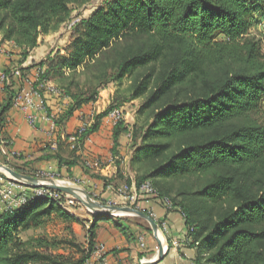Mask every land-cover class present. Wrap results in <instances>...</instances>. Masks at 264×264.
<instances>
[{
	"label": "trees",
	"instance_id": "1",
	"mask_svg": "<svg viewBox=\"0 0 264 264\" xmlns=\"http://www.w3.org/2000/svg\"><path fill=\"white\" fill-rule=\"evenodd\" d=\"M91 1L0 0L1 42L14 43L25 61L41 36L71 18L73 6ZM263 12L264 0H115L79 22L67 55L58 52L45 62V79L71 100L67 118L97 102L110 84L118 86L114 104L87 126L82 141L116 106L142 99L144 141L157 139L137 152L143 165L152 161L145 180L208 177L198 188L178 192L189 199L170 207L167 188L148 195L182 214L195 264H264V45L251 34L253 15ZM125 125L122 120L114 127L116 147L128 132ZM54 215L74 219L56 200L35 196L0 213V264H87L100 222L88 227L87 247L77 260L59 252L57 238L22 239V232Z\"/></svg>",
	"mask_w": 264,
	"mask_h": 264
},
{
	"label": "crops",
	"instance_id": "2",
	"mask_svg": "<svg viewBox=\"0 0 264 264\" xmlns=\"http://www.w3.org/2000/svg\"><path fill=\"white\" fill-rule=\"evenodd\" d=\"M42 39L29 57L22 61L21 49L12 42H1L0 36V164L58 176H69L70 172L74 177L82 178L88 177L85 169H89L92 173L108 177L112 169L110 148L114 131L110 119L103 118L98 130L82 141L83 127L96 122L94 111L99 102L84 106L67 118L71 100L51 80L45 79L48 69L46 60L58 52L63 53L66 46L62 43L65 42L60 40L61 43L52 44L48 36ZM43 62L44 65L38 66ZM11 92L32 96L36 107L24 111L12 104L2 113ZM97 113L99 115L100 111ZM29 115L35 118L33 125L28 122ZM72 161L78 163L69 169L67 163ZM134 202L138 204L137 208L147 211V214L154 216L157 222L162 221L166 227L168 240L163 234L159 235L166 255L158 264H195L196 253L188 245L182 214L168 211L148 196H140ZM125 219L128 220L110 218L100 222L96 238L97 250L89 264L98 261L100 247L105 249L108 264H143V261L148 264L158 258L160 245L157 238L139 235L140 231L136 228L138 221L134 220L138 218ZM140 236L144 237V246Z\"/></svg>",
	"mask_w": 264,
	"mask_h": 264
},
{
	"label": "rangeland",
	"instance_id": "3",
	"mask_svg": "<svg viewBox=\"0 0 264 264\" xmlns=\"http://www.w3.org/2000/svg\"><path fill=\"white\" fill-rule=\"evenodd\" d=\"M114 1L115 0H92L89 4L84 6H73L71 18L61 26L58 32L47 35L48 40H52V44L58 42L61 43L60 40H63L65 43L62 44H64L63 46L66 47L64 48V52L62 54L67 55L68 45L70 44L69 42L73 41V34L79 22L82 19L89 18L90 15L99 8H105L107 7L108 3ZM253 18L254 19L253 26L251 27V34L252 36H255L258 39L262 40L264 45V15H262V13H259L258 15L255 14L253 15ZM41 39L45 40L44 36H41L39 42H41ZM221 39H223V37L219 38V40ZM129 80L130 78H127L124 86L120 88V93H123V91L128 87L130 82ZM117 90L118 86L116 84H110L106 87V89L100 92V98L97 101L99 102V104L94 111L95 116L98 115L97 111H100L99 114H102V112L104 113L112 107L117 96ZM105 91H107V93L103 94V92ZM97 102L93 104H96ZM116 103H119V101H116ZM142 104V99L133 101L125 100L120 106H116L113 110H111L109 115L107 116L110 119L113 128L122 120L125 121V126L129 128L128 132H123V134L121 135L120 142L117 147L113 137L111 138L110 156L112 157V169L109 176L107 177V181L104 182L100 179H95L93 177L91 178L90 176H88L87 178H82L69 177L67 175L63 176L61 174H59L58 176L54 173L48 174L46 172L36 171H28V174L23 173L24 171L17 172L29 177L55 179L61 182L68 183L87 192L93 200L109 207H128L143 212L142 210L137 208L138 204L134 202V199L138 200L140 196L146 197L148 195H153L152 193H157V191L163 193V189L165 190L166 188L171 191L170 194H166V199L170 206L173 205V203L179 204L181 202H185L189 198L187 196H179L178 192L186 191L185 189L188 186L196 189L198 188V185L204 184L206 180H208V177L202 176L200 177L201 180L199 181V177L177 180L174 178L163 176L153 181L145 180L146 176H148L150 172H152V169L150 167L152 166V161L149 162L150 166L143 165V163L145 162V157L137 161V152L142 150V148H144L148 144L157 141V139H149L148 141H144V132L148 129V126L145 123H147L148 120L146 114L139 112ZM114 113H116V117L113 116ZM118 115L120 119L117 121ZM85 122H88V120H86ZM3 165H6L15 170V168L7 164ZM0 177L8 178L2 172H0ZM15 183L17 184V186L13 187V194L11 196H9L8 198L0 197V213L7 211L6 207L13 206L12 201L14 206H16V208H19L25 203V201H30L31 198L33 199V196H44L56 200L59 206L62 207L64 211L69 215L73 216L74 219L67 221L54 215L49 220H46L42 226L36 228L33 227L32 229L22 232L21 237L23 240H29L30 238L35 237H45L49 239L57 238V240L62 242L59 245V252L76 260L83 256V250L87 247L88 227L92 223L102 222L106 218H111L118 221L128 220L125 219L128 217H109L95 215V213L88 210L86 205L78 198L68 196L64 193L61 196L56 197V195L54 194L55 190H49L50 193H47V191L44 190L43 187H34L29 189L28 187L24 188L25 185H22L18 182ZM147 184L151 185L152 191H147L144 189V186ZM192 184L196 185L197 187L192 186ZM19 202L22 203L21 206H17ZM199 203L203 204V202L201 203V201L198 200L196 204L198 205ZM151 217L156 221V218L154 216ZM134 220L139 222L136 223V228L140 231L139 235L144 234V236L146 237L151 235L152 237L150 238L155 239L156 236L154 234V231L152 229L149 231L148 228H151V226L147 221L143 219ZM156 223L167 241L168 236L166 234L165 225L162 221H156ZM96 250L97 249H95V251ZM194 250L196 253L195 248ZM89 261L87 262V264H89Z\"/></svg>",
	"mask_w": 264,
	"mask_h": 264
},
{
	"label": "water",
	"instance_id": "4",
	"mask_svg": "<svg viewBox=\"0 0 264 264\" xmlns=\"http://www.w3.org/2000/svg\"><path fill=\"white\" fill-rule=\"evenodd\" d=\"M0 172L8 173L15 180H17L20 183L25 184L27 186L43 187V188H46L49 190H55L57 192L67 194V195L74 197V198H77L80 194H82L85 196L86 201L88 202V204L91 207H93L94 209L101 212V215H99V216L128 217V218L131 217V218H138V219H143V220L147 221L150 224L151 229L154 231V234H155L156 238L158 239V242L160 245L158 258L153 260L151 263H148V264H158L159 262H161L165 258V255H166L165 248H164L161 240L158 238V232L160 231V229H159L156 221L149 214H147L145 212H141V211L136 210L134 208L109 207V206L103 205V204L93 200L91 198V196L83 190L78 191V190H74L71 188L64 187L62 182L59 180L29 177L26 175H22V174L18 173L17 171H15L14 169H12L6 165H3V164H0Z\"/></svg>",
	"mask_w": 264,
	"mask_h": 264
},
{
	"label": "built area",
	"instance_id": "5",
	"mask_svg": "<svg viewBox=\"0 0 264 264\" xmlns=\"http://www.w3.org/2000/svg\"><path fill=\"white\" fill-rule=\"evenodd\" d=\"M13 105L15 107H19L21 108L22 110L24 111H28L30 109H34L36 106H35V103L33 101V98L32 96L30 95H25L23 93H17L13 99ZM118 113V112H117ZM113 116L116 117V113L113 114ZM28 119V122L33 125L35 123V118L33 115H29L27 117ZM120 119L119 115L117 117V121ZM116 121V122H117ZM118 123V122H117ZM116 123V124H117ZM88 125H86L85 127H83L81 133H83L86 128H87ZM15 182H18L20 183L19 181L17 180H10L9 178H2L0 177V197H3V198H8L9 196H11L13 194V187L17 186V184ZM22 184V183H20ZM22 185H25V184H22ZM25 187H28L29 189L31 188H34V187H31V186H27L25 185ZM144 189L147 190V191H152V188H151V185L150 184H147L144 186ZM44 190L47 191V193H50L49 189H46L44 188ZM54 194L56 195V197L58 196H61V194H59L57 191L54 192ZM69 196V195H68ZM44 197V196H43ZM28 201H25V203L23 205H25ZM19 204V205H18ZM17 206H21L22 203H18ZM12 205L13 206H8L6 207L7 211L10 210V209H13V208H16V206H14L13 204V201H12ZM22 205V206H23ZM169 205V203H168ZM170 207V205H169ZM140 240L142 241V244L144 246V237L143 236H140ZM98 252H99V259L98 261L95 263V264H108L107 262V259L105 257V249L103 247L99 248L98 249ZM144 262V261H143Z\"/></svg>",
	"mask_w": 264,
	"mask_h": 264
},
{
	"label": "bare ground",
	"instance_id": "6",
	"mask_svg": "<svg viewBox=\"0 0 264 264\" xmlns=\"http://www.w3.org/2000/svg\"><path fill=\"white\" fill-rule=\"evenodd\" d=\"M4 173V172H2ZM9 179H12V180H15L13 177H11V175H9L8 173H4ZM63 186L66 187V188H71V189H74V190H78V191H81V189L79 188H76L68 183H65V182H62ZM79 200H81L87 207L88 210H90L91 212L95 213V215H101V212H99L98 210L94 209L93 207H91L88 202L86 201L85 199V196L80 194L78 197H77ZM163 234L161 231L158 232V238H159V235ZM160 239V238H159ZM161 240V239H160ZM162 242V241H161ZM163 243V242H162ZM165 248V247H164ZM166 251V250H165ZM151 263V262H149ZM143 264H145V261L143 262Z\"/></svg>",
	"mask_w": 264,
	"mask_h": 264
}]
</instances>
